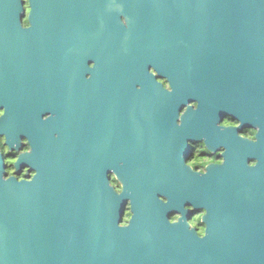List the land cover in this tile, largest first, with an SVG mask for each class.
Masks as SVG:
<instances>
[{
    "label": "water",
    "instance_id": "obj_1",
    "mask_svg": "<svg viewBox=\"0 0 264 264\" xmlns=\"http://www.w3.org/2000/svg\"><path fill=\"white\" fill-rule=\"evenodd\" d=\"M32 7L29 14L25 0H0V61L28 72L29 60L43 56L30 41L48 27L66 36L69 51L59 79L35 80L49 109L31 110L39 97L26 76L15 80L17 109L0 119L12 151L23 138L32 146L14 166L36 173L5 181L0 152V264H264V0ZM225 115L240 122L237 130L259 129L257 140L217 128ZM186 138L212 151L223 145L225 163L191 172L179 162ZM129 202L133 218L122 228ZM201 212L203 239L190 223Z\"/></svg>",
    "mask_w": 264,
    "mask_h": 264
},
{
    "label": "flooded vegetation",
    "instance_id": "obj_2",
    "mask_svg": "<svg viewBox=\"0 0 264 264\" xmlns=\"http://www.w3.org/2000/svg\"><path fill=\"white\" fill-rule=\"evenodd\" d=\"M47 31L50 33H46L45 35H43V39L39 40L36 38V36H34L32 37L30 41L31 46L42 47L43 56H42V60H40V58L37 59L35 57L29 60V62L32 64L30 65V70L28 72H25L23 70L25 68L17 64L16 62H14L12 59L7 58V59L0 61V106L6 107L7 111H14L17 109V100H16L17 84L15 80L18 78L26 77V76H27L26 78L31 80L30 81L31 88L29 90L30 93L34 97H39V99H36L34 101L35 104L30 105L31 107H34V108H31V110L44 111L46 109H49V108H46L47 105L44 104V101L42 100V98L40 99V97H42L43 95H42V92L38 84L35 83V80L40 79V78H44L47 80L59 79L60 76L62 75L61 69L62 68L64 69L65 67V58L69 50L67 47L66 36L64 34L51 33L52 31H55V30L50 27L47 28ZM80 39H81V36L79 35V49L76 52V53H79V56L81 55L80 54L81 53ZM101 43H103V39H101ZM6 44L12 45V42H6ZM104 45H106V48H107L108 46V34L107 33L104 36ZM97 53H100V51H97ZM93 63H94L93 61L89 63L90 68L92 67ZM152 73H153V68L150 67L149 74L152 75ZM155 77L157 78V82L162 84L165 90L170 91L168 88L169 83L167 82L166 78L161 77L160 74ZM62 94H64V92ZM194 104L196 103H193L192 105ZM193 109L195 110L196 108L193 107ZM181 118L182 117L179 115L178 120L175 121V131H174L175 134H176L177 126H181L182 124ZM229 119L233 122L237 121L232 116L225 115L221 119V121L218 124H216L217 128H223V129L231 128L232 132L230 133V136L232 138L235 139L239 137V138L245 139V137L242 136L241 134L250 128H242L240 130H237L241 125L240 123H239V127L222 126L224 124V121L229 120ZM0 136H4V135L0 134ZM184 137H182V140L184 139ZM25 139L26 138H23L21 140V143H20L21 149L19 150V152L12 151L9 145H6V146L11 151L7 155H5L2 150H0L5 160L6 176H8L7 170L9 168H15L16 170L15 175L12 177L16 178L17 180H19L18 177L20 176L24 177L23 180H31L33 178L32 174L33 172H35V171H31L29 167H24L19 171L14 166V164L9 165L8 163H6V161L9 159H13L17 161L16 155H15L17 153H21L20 155H22V154H27V153L32 152V146H31L30 152H24V149L28 146L24 144L23 142ZM245 140L252 141L249 139H245ZM184 143L188 145L189 149L183 154V156H181V159H179V162H181L185 168H189L191 172L204 174L206 173V169L209 166H212V165L221 166L220 164L211 163V164H208L207 167L205 168L204 163H203V161L205 160H212L213 158H215L216 160L222 159L225 161L224 154L226 152V148L223 145L219 147V143H217L218 148L214 151L210 150L209 147L206 145L205 141L203 140L197 141L194 139L186 138ZM202 148H206L207 150L204 151L202 150ZM251 164H252V161L249 163V165L251 166ZM202 168L204 169V172H201ZM26 169L27 171H25ZM113 177L114 176H111V184L117 190V187H119L120 184L116 181V179L113 180ZM201 213H204V212H201ZM201 213L194 214L193 217L190 219V223L191 225H193V227L197 229L198 235H199L200 229L204 227V225L201 223L202 219L199 222L196 221V218L200 216ZM251 225L252 223L250 224V227ZM259 226L264 227L263 224H260Z\"/></svg>",
    "mask_w": 264,
    "mask_h": 264
},
{
    "label": "clouds",
    "instance_id": "obj_3",
    "mask_svg": "<svg viewBox=\"0 0 264 264\" xmlns=\"http://www.w3.org/2000/svg\"><path fill=\"white\" fill-rule=\"evenodd\" d=\"M25 7L27 9V12L29 14H31V0H25ZM122 23H124L125 26H127L128 24V19L127 17H122ZM23 27L25 29H29L31 28V24L29 22V19L28 17L26 16L24 21H23ZM168 88L169 90H171V87L170 85H168ZM4 113H5V110L4 109H0V117H3L4 116ZM239 121H231L230 119L229 120H225L224 121V124L222 126H232V127H239ZM259 132V129L257 128H250V129H247L244 133H242L241 135L244 136L246 139H249V140H252L253 142H255L257 140V134ZM24 144L28 145L25 149H24V152H30L31 151V145L29 143V141L27 139H25L24 141ZM7 145V136H0V150L3 151V153L5 155H7L11 150L6 146ZM202 150L206 151L207 149L206 148H202ZM223 151V150H222ZM21 153H17L15 154L16 155V159L19 158V155ZM6 163H8L9 165H13L16 163V160H13V159H9L6 161ZM204 163V166L205 168L207 167L208 164H211V163H216V164H223L224 163V160H216L215 158H213L212 160H205L203 161ZM252 167H256L257 166V161H252V164H251ZM8 176L6 177H3V179L5 181H7L9 178H11L12 176L15 175V168H9L8 170ZM27 171V169L25 170ZM201 172H204V169L202 168L201 169ZM33 177L36 176V173L33 172ZM19 180H23L24 177L23 176H20L18 177ZM115 179V177H113V180ZM117 191L118 192H122L123 191V186L122 185H119V187H117ZM164 199V198H162ZM166 202V200H165ZM206 213H201L200 216H198L196 218V221L199 222L202 217L205 215ZM133 218V212H132V205H131V202H129L128 204V209H127V212L124 216V219H123V223L120 225V227H123V226H126L129 224V222L132 220ZM179 220V216H176L174 218H172V223L175 224L177 221ZM207 235V226L205 225L204 227H202L199 231V237L201 239L205 238Z\"/></svg>",
    "mask_w": 264,
    "mask_h": 264
},
{
    "label": "snow or ice",
    "instance_id": "obj_4",
    "mask_svg": "<svg viewBox=\"0 0 264 264\" xmlns=\"http://www.w3.org/2000/svg\"><path fill=\"white\" fill-rule=\"evenodd\" d=\"M32 11H33V7H32V0H31V13H32ZM96 67H97V65H96L95 63H93V64H92V68L95 69ZM152 68H153V73H152V75H153L154 77L160 74V73L158 72V70H157L155 67H152ZM87 78H88L89 80L92 79L91 76H88ZM195 101H197V103L194 104V105H192V107H195V108L199 109L200 106H201V105H200V102H199L198 100H195ZM187 105H188V104H187ZM187 105L184 106V107L182 108V110L179 112V115H180L181 117H184V116L189 112L190 108H189ZM0 109H4V110H5L4 116H3V117H0V119H2V118L5 117V115H6V113H7V108H6V107H3V106H0ZM48 117H51V114L45 115V116L43 117V119H44L45 121H47V120H48ZM257 135H258V134H257ZM245 139H246V138H245ZM224 163H225V161H224ZM224 163H223V164H224ZM223 164H221V165H223ZM120 195H123V191L120 192ZM162 198H164V199H162ZM159 199L162 200L165 204L168 203V200H166V199H165V196H163V195H161V196L159 197ZM165 200H166V202H165ZM129 226H130V224H128V225H126V226H123L122 228H126V227H129Z\"/></svg>",
    "mask_w": 264,
    "mask_h": 264
},
{
    "label": "rangeland",
    "instance_id": "obj_5",
    "mask_svg": "<svg viewBox=\"0 0 264 264\" xmlns=\"http://www.w3.org/2000/svg\"><path fill=\"white\" fill-rule=\"evenodd\" d=\"M195 224V223H194Z\"/></svg>",
    "mask_w": 264,
    "mask_h": 264
}]
</instances>
